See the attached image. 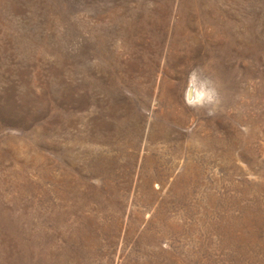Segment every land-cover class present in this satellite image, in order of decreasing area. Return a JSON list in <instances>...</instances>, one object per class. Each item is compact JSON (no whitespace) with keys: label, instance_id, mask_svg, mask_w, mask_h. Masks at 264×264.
Here are the masks:
<instances>
[{"label":"rangeland","instance_id":"1","mask_svg":"<svg viewBox=\"0 0 264 264\" xmlns=\"http://www.w3.org/2000/svg\"><path fill=\"white\" fill-rule=\"evenodd\" d=\"M0 264H264V0H0Z\"/></svg>","mask_w":264,"mask_h":264},{"label":"clouds","instance_id":"2","mask_svg":"<svg viewBox=\"0 0 264 264\" xmlns=\"http://www.w3.org/2000/svg\"><path fill=\"white\" fill-rule=\"evenodd\" d=\"M185 105L193 111L214 115L222 103L220 87L204 68L195 67L189 73L184 93Z\"/></svg>","mask_w":264,"mask_h":264}]
</instances>
